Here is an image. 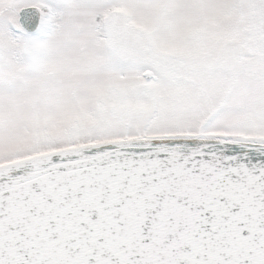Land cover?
I'll use <instances>...</instances> for the list:
<instances>
[{
	"label": "snow or ice",
	"instance_id": "obj_1",
	"mask_svg": "<svg viewBox=\"0 0 264 264\" xmlns=\"http://www.w3.org/2000/svg\"><path fill=\"white\" fill-rule=\"evenodd\" d=\"M0 264H264V0H0Z\"/></svg>",
	"mask_w": 264,
	"mask_h": 264
}]
</instances>
